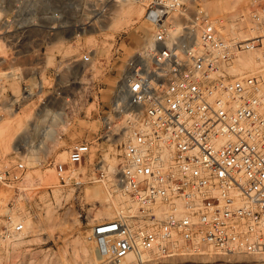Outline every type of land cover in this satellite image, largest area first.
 <instances>
[{"label":"built area","instance_id":"1","mask_svg":"<svg viewBox=\"0 0 264 264\" xmlns=\"http://www.w3.org/2000/svg\"><path fill=\"white\" fill-rule=\"evenodd\" d=\"M122 1L0 0L7 52L0 56V83L9 93L20 91L22 101H38L44 134L71 122L75 87L85 92L83 77L96 63L94 49L72 60L52 47L97 28ZM134 1L153 31L142 35L109 101L98 81L84 93L82 102L96 108L89 118L100 127L55 165L61 186L105 183L109 195L125 199L90 235L100 262L123 264L132 255L126 264H159L203 249L224 258L264 256V66L254 74L233 72L241 54L262 50L264 59V37L226 39L201 0ZM131 42L127 33L118 35L115 53ZM26 53L36 54L27 65ZM35 67L46 71L30 82L23 70ZM119 142L116 171L101 154L92 160L93 149ZM25 170L21 162L0 164V186L21 180ZM11 230L21 233L24 225Z\"/></svg>","mask_w":264,"mask_h":264},{"label":"rangeland","instance_id":"2","mask_svg":"<svg viewBox=\"0 0 264 264\" xmlns=\"http://www.w3.org/2000/svg\"><path fill=\"white\" fill-rule=\"evenodd\" d=\"M233 2L232 0H201L203 8L216 20L220 29L222 24L230 26L233 23L246 31V26L264 20V0ZM117 9L118 7L114 6L109 11L110 18H102L100 22H97V28H93L96 37L88 38L81 31L73 32L67 37L71 38L69 42L55 44L67 49L68 53L56 52L63 59L77 60L83 48L94 49L96 55L93 70L83 77L87 84L85 92L80 85L75 87L77 101L68 109L73 114L71 122L65 123L58 131H50L48 136H42V127L46 123L37 118L38 101H22L19 99L20 91L14 94L9 93L0 83V164L10 167L21 162L26 166L21 180L11 186H0V264H75L76 262L90 264L91 261L94 262L93 264H104L100 262L97 254L95 258L90 255L91 252L89 253L88 248L85 249V245L87 241H90L92 247L94 246L90 239L92 229L99 222L112 220L116 216L118 211L110 219H102L101 214L106 206L112 205L111 198L120 199L121 197L119 194L109 195V185L105 183L89 184L81 190L62 187L55 165L66 163L70 147L100 127L96 117L92 115L89 118L90 111L96 108L95 104L87 106L82 102L84 93H93V82L98 81L103 87L102 100L109 101L115 82L122 76L128 58L141 46L142 35L153 31L150 24L144 22L143 17L138 18V16L135 17L137 18L135 24L118 25L115 20ZM123 33H127L132 42L127 45L122 44L120 46L122 52L117 54L114 48L115 38ZM252 33L250 36L264 35V28ZM226 39L242 40V38L232 37H226ZM256 53L257 50L242 55L254 57ZM35 57V53H26L21 61L27 65L33 62ZM262 66L264 61L258 66L243 68L240 73L254 74L260 71ZM2 67L0 66V72ZM234 67L235 71L238 68V61ZM45 71L43 67H35L25 69L23 73L25 77L31 79L30 82H33L34 77H39L40 74L43 77ZM78 76L80 77L81 73ZM63 78H67L66 74ZM11 87L18 89L15 83L11 84ZM15 99L19 102L17 103ZM121 145L122 143L119 142L117 145L105 144L98 149H93L92 160L101 154L109 166L111 164L115 167L110 169L116 171L122 153ZM114 157L115 161L112 160ZM26 220H30L33 227L30 226L29 229L25 223ZM19 223L24 225L23 232L13 233L11 228ZM93 253H96L95 250ZM159 264H264V258L247 256L224 258L218 255L213 258H195L191 256L165 260Z\"/></svg>","mask_w":264,"mask_h":264},{"label":"bare ground","instance_id":"3","mask_svg":"<svg viewBox=\"0 0 264 264\" xmlns=\"http://www.w3.org/2000/svg\"><path fill=\"white\" fill-rule=\"evenodd\" d=\"M43 1V0H42ZM59 1V0H57ZM234 0H232L233 2ZM238 1V0H237ZM231 3V2H230ZM233 3H236V0L235 2ZM232 3V4H233ZM138 3H136L134 0H125V1H122L120 4L117 5L118 9L116 11V14H115V17L117 20V23L118 25L122 24V23H126L127 25L129 24H135L137 23V18L135 19V17L138 16V18H142L143 17V7L141 5H137ZM231 4V5H232ZM230 5V4H229ZM234 5V4H233ZM236 5V4H235ZM238 5H239V2H238ZM226 7V6H225ZM233 7V6H232ZM224 8V6H223ZM228 8V7H227ZM231 8V7H230ZM229 8V9H230ZM226 9V8H225ZM224 9V10H225ZM110 15L111 13H108V16L107 18H110ZM243 15V14H242ZM219 20V18L217 19ZM231 20V19H230ZM144 22H146L147 24H150L149 22H147L146 20L143 19ZM232 22V21H231ZM152 30H153V26L150 24ZM237 26V25H236ZM235 24H230V26H227L226 24H222V31L224 33V36L225 38L226 37H232V38H242V40L240 41H245V40H250L252 38H255V36H250L252 35L253 33L252 32H255V30H259L260 28H264V20H261L260 22L258 23H254L252 25H248L246 26L247 27V30L244 31L242 29L241 26L239 27H236ZM245 32V34H244ZM247 33V34H246ZM84 34L90 38V37H96V34H95V30L93 29H89V30H86L84 31ZM83 34V35H84ZM84 35V36H85ZM264 37V35H261ZM83 37V36H82ZM91 43V42H90ZM65 47V46H64ZM53 50H56L58 52L60 51H64L65 53H68L67 52V49L66 48H63V46L61 45H55L54 47H52ZM254 52V51H253ZM0 53H2L3 56H5V50H4V46L2 45V43L0 42ZM250 54V53H249ZM243 55L241 54L240 57L238 58V68L235 69L234 72H237V73H240V70L243 69V68H246V67H250V66H258L259 64H261L264 59H263V52L262 50H257V53H256V56L252 57L251 55ZM69 57V56H68ZM53 63V57L51 56L49 59H48V64H52ZM16 101V100H15ZM14 103V102H13ZM34 129V128H33ZM48 136L49 133H46L44 134V130H42V136ZM114 156V155H113ZM115 161V157L112 159ZM113 161V162H114ZM117 162V161H116ZM114 164V163H113ZM113 166H111L110 164V168H112ZM115 167H113L114 169ZM121 197V196H119ZM114 198V197H113ZM111 198V200H113L112 202V205L110 206H106L105 209L103 210L102 212V219H110L112 218V215L114 213H116L117 211L119 212V210L121 209V206L122 204L124 203L125 199H122V197L120 199H113ZM117 199V200H116ZM109 205V204H108ZM17 218V217H16ZM16 220V219H15ZM100 220V219H99ZM92 222V221H91ZM14 223V221H13ZM27 227H29L30 229V226H32L30 224V220H26L25 221ZM33 227V226H32ZM28 229V228H27ZM33 230V229H32ZM93 230V229H92ZM34 231V230H33ZM89 238V237H88ZM87 239V238H85ZM82 244V243H81ZM94 244V243H93ZM95 247V246H93ZM92 245H91V242L90 241H87L86 242V245H85V249L88 248L89 250V253L91 252L90 255L94 256L95 258V254L96 253H93V249ZM84 249V251L86 252V250ZM96 252V251H95ZM144 256H147V255H144ZM217 257L216 253L214 251H212L211 249H203L201 250V252L199 253V255H195L194 257H203V258H206V257H210V258H213V257ZM191 256H186L184 258H189ZM264 258V256H262ZM97 258V257H96ZM98 260V258L96 259ZM133 260V257L132 255H130L129 257H127V259L123 262V264H126L130 261ZM82 262V261H81ZM94 262L91 261L90 264H93ZM99 263V262H98ZM75 264H81L80 262H76ZM83 264V263H82ZM97 264V263H96ZM102 264V263H100ZM104 264H110V262H107L105 261Z\"/></svg>","mask_w":264,"mask_h":264}]
</instances>
